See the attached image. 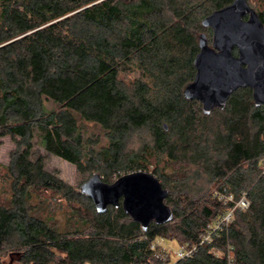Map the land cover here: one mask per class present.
I'll return each mask as SVG.
<instances>
[{"label":"trees","instance_id":"16d2710c","mask_svg":"<svg viewBox=\"0 0 264 264\" xmlns=\"http://www.w3.org/2000/svg\"><path fill=\"white\" fill-rule=\"evenodd\" d=\"M232 1L0 0V136L18 146L8 166L12 202L0 203V264L8 255L24 264H171L151 243L158 236L198 242L233 206L216 192L246 195L250 205L173 264H228V246L235 264H264V104L240 87L224 108L205 114L200 99L184 92L196 73L200 34L209 43L213 36L204 17ZM250 5L264 22V0ZM131 72L140 76L127 79ZM77 115L105 129L100 149L83 137ZM140 131L148 137L134 149ZM36 133L47 152L89 174L83 182L93 171L109 183L116 172L115 180L146 171L153 157L183 169L178 177L155 174L168 189L172 220L152 221L144 231L121 204L98 212L42 158H30ZM48 192L69 203V229L43 214Z\"/></svg>","mask_w":264,"mask_h":264},{"label":"water","instance_id":"95a60500","mask_svg":"<svg viewBox=\"0 0 264 264\" xmlns=\"http://www.w3.org/2000/svg\"><path fill=\"white\" fill-rule=\"evenodd\" d=\"M202 23L212 28V43L200 34L196 73L185 94L198 97L205 114L224 108L240 87L252 89L256 106L264 104V22L258 12L247 0H233L206 15ZM80 192L92 199L98 212L121 204L144 231L152 221L163 224L174 215L165 202L168 189L150 171L128 172L110 183L93 173L81 184Z\"/></svg>","mask_w":264,"mask_h":264},{"label":"rangeland","instance_id":"374dc122","mask_svg":"<svg viewBox=\"0 0 264 264\" xmlns=\"http://www.w3.org/2000/svg\"><path fill=\"white\" fill-rule=\"evenodd\" d=\"M250 4L254 6V4L257 3V0H248ZM208 37L210 39V43L212 42V31L210 34H208ZM140 74L131 72L129 75H127V79H134L138 78ZM46 105L48 108H54L58 109L59 105L56 103H53L51 101L46 102ZM78 119V125L82 131L83 137L90 141V145H93L95 150L100 149L104 144L107 143L106 138V131L105 129L97 122L93 121H85L82 120L79 115H77ZM148 134L144 131H140L131 141V147L134 149L140 148V146L143 144L145 139H147ZM18 148L16 140L12 138L11 135H5L0 136V203L5 205H10L12 202V195H13V179L10 175V172L8 170V166L10 164V158L11 153ZM23 149V148H22ZM31 159L35 160L37 158H42L44 163V168L48 171L56 173L65 183L75 187L77 191L80 192V185L83 182V180L86 179V177L89 176V174L86 172H81L77 166L64 158L57 156L55 154L49 153L45 150V148L40 144L38 134L36 133L33 140H32V147H31ZM163 159L160 161L158 158L153 157L151 162L148 165V168L146 171H150L154 174H159L162 171H167L170 177H178L183 174V169L177 170V166H169L166 165V170L164 166ZM187 166V165H186ZM185 166V167H186ZM177 171V172H176ZM98 172L103 179L106 178V176L102 175L99 171H93V173ZM118 172L114 173L112 178L110 177L109 180L112 182L115 180V176ZM189 174V173H188ZM186 174V176H188ZM202 179H200L198 182H201ZM214 189H212L213 191ZM36 196V195H35ZM33 197L31 200V203L34 205H37V203L40 200V197L36 196ZM45 197H47L46 202L41 205L45 211H42L43 214H47V211L49 214L53 215L54 222L57 223V225L61 229H69L71 227V224L73 220H70L71 211L69 203L66 200H61L58 198V196L52 195L50 192L45 193ZM39 209V208H38ZM160 237V236H158ZM163 239V243L167 247H171L172 251L174 252L176 247L178 246V242L173 239H167L164 237H160ZM54 253L57 257L62 256L63 254L57 250L52 248ZM4 264H24L21 262L20 258L17 255H8L3 260ZM52 264H57L56 261L52 262Z\"/></svg>","mask_w":264,"mask_h":264},{"label":"built area","instance_id":"2783aa9c","mask_svg":"<svg viewBox=\"0 0 264 264\" xmlns=\"http://www.w3.org/2000/svg\"><path fill=\"white\" fill-rule=\"evenodd\" d=\"M216 196H218V198L224 204L231 202L233 203V206L229 207L223 214H221L214 221L213 226L209 230L204 232L196 243H179L175 251L173 252L170 246L167 247L162 242V238H155V240L151 243V249L155 251L157 257H160L162 259L171 258V264L177 262L178 260L192 257L198 251V248L201 245L212 242L214 236H218L220 231L228 228L229 224L234 219V211L236 209L246 210L250 205V201L246 197V195H243L238 200H235L231 194L222 192H216ZM212 251L216 254L220 253L219 251H216L214 249ZM226 257L228 260V264H235V257L233 255V249L231 246H228Z\"/></svg>","mask_w":264,"mask_h":264}]
</instances>
